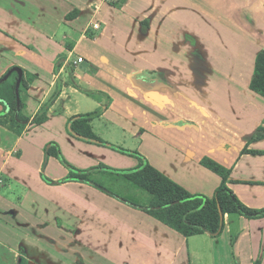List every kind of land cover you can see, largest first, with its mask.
I'll use <instances>...</instances> for the list:
<instances>
[{"label":"crops","instance_id":"0c3cea01","mask_svg":"<svg viewBox=\"0 0 264 264\" xmlns=\"http://www.w3.org/2000/svg\"><path fill=\"white\" fill-rule=\"evenodd\" d=\"M262 48L264 0H0V264H264V217L229 213L220 236L186 237L141 207L152 199L117 200L46 153L56 144L81 170L138 167L69 133L73 116L103 107L90 123L103 140L210 198L222 178L202 161L215 160L237 197L264 209V138L250 139L264 127L251 89ZM59 87L47 121L18 119Z\"/></svg>","mask_w":264,"mask_h":264},{"label":"trees","instance_id":"16d2710c","mask_svg":"<svg viewBox=\"0 0 264 264\" xmlns=\"http://www.w3.org/2000/svg\"><path fill=\"white\" fill-rule=\"evenodd\" d=\"M113 6H121L125 0H107ZM76 14V12H74ZM148 26L149 22L146 21ZM141 76L149 81L160 80L166 82L164 73L159 72H143ZM24 82V80H22ZM73 84L87 94L92 91L86 90L79 85L75 78ZM251 89L264 97V48L260 49L255 63V71L251 81ZM61 89H57L51 99L47 101L39 113L30 119L18 114L20 121L32 124H42L48 119V111L59 97ZM104 108L101 107L93 112L73 116L69 120V133L79 139L109 145L115 149H119L123 153L137 155L141 158V164L133 169L115 170L107 166H98L87 170H81L68 163L62 155L58 145L54 144L47 148V156L55 155L69 169L73 180L92 183L99 188L105 190L103 186L96 183L91 175L93 171L99 169H107L112 171H121L125 173L133 183L143 189L152 196L150 204L141 206L147 213L161 220L166 225L177 230L186 237L207 233L212 237L220 236L225 229V216L229 213H238L248 218L264 217V209H255L243 203L234 191L228 186L230 170L220 163L210 158H205L202 164L217 173L222 178V183L217 188L212 198L203 194H192L185 187L175 182L173 179L165 175L159 169L151 165L137 151L128 150L120 146L111 144L103 140L100 136L93 132L90 125L91 121L102 115ZM264 138V127H260L251 140ZM45 180L49 183H55L48 178ZM106 191V190H105ZM126 200V199H125ZM129 201V200H127ZM131 203L136 204L135 202Z\"/></svg>","mask_w":264,"mask_h":264},{"label":"rangeland","instance_id":"374dc122","mask_svg":"<svg viewBox=\"0 0 264 264\" xmlns=\"http://www.w3.org/2000/svg\"><path fill=\"white\" fill-rule=\"evenodd\" d=\"M116 151L122 152L119 149ZM134 151V150H132ZM128 154V153H126ZM141 159L137 155H131ZM116 170V169H115ZM106 172L102 176H94L92 179L103 186L106 191L110 192L117 200L125 202L126 197L137 203L147 204L152 199V196L141 188H138L132 182L125 178V173L121 171L104 170Z\"/></svg>","mask_w":264,"mask_h":264},{"label":"water","instance_id":"95a60500","mask_svg":"<svg viewBox=\"0 0 264 264\" xmlns=\"http://www.w3.org/2000/svg\"><path fill=\"white\" fill-rule=\"evenodd\" d=\"M15 71H18V73H19V80H18V84H17V88H19V86H20V82H21V78H22V72H21V70L20 69H18V68H15ZM10 75V74H9ZM8 75V76H9ZM8 76H6V78L8 77ZM5 78V79H6ZM69 127H70V125H69Z\"/></svg>","mask_w":264,"mask_h":264},{"label":"built area","instance_id":"2783aa9c","mask_svg":"<svg viewBox=\"0 0 264 264\" xmlns=\"http://www.w3.org/2000/svg\"><path fill=\"white\" fill-rule=\"evenodd\" d=\"M95 28H98L99 27V23H95L94 25H93ZM83 61V57H79L78 58V62H82Z\"/></svg>","mask_w":264,"mask_h":264}]
</instances>
